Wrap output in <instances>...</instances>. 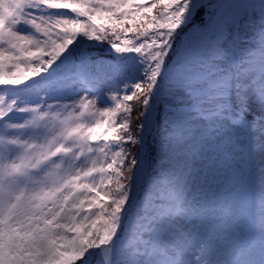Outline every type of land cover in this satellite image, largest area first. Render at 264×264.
<instances>
[{"label":"snow or ice","instance_id":"obj_1","mask_svg":"<svg viewBox=\"0 0 264 264\" xmlns=\"http://www.w3.org/2000/svg\"><path fill=\"white\" fill-rule=\"evenodd\" d=\"M0 264H264V0H0Z\"/></svg>","mask_w":264,"mask_h":264},{"label":"rangeland","instance_id":"obj_2","mask_svg":"<svg viewBox=\"0 0 264 264\" xmlns=\"http://www.w3.org/2000/svg\"><path fill=\"white\" fill-rule=\"evenodd\" d=\"M252 171L255 172L256 171V168L255 167H252Z\"/></svg>","mask_w":264,"mask_h":264},{"label":"trees","instance_id":"obj_3","mask_svg":"<svg viewBox=\"0 0 264 264\" xmlns=\"http://www.w3.org/2000/svg\"><path fill=\"white\" fill-rule=\"evenodd\" d=\"M101 55H103V52H101Z\"/></svg>","mask_w":264,"mask_h":264}]
</instances>
